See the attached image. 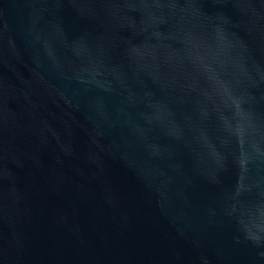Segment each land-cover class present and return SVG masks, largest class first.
I'll return each instance as SVG.
<instances>
[{
	"label": "water",
	"instance_id": "95a60500",
	"mask_svg": "<svg viewBox=\"0 0 264 264\" xmlns=\"http://www.w3.org/2000/svg\"><path fill=\"white\" fill-rule=\"evenodd\" d=\"M0 264H264V0H0Z\"/></svg>",
	"mask_w": 264,
	"mask_h": 264
}]
</instances>
